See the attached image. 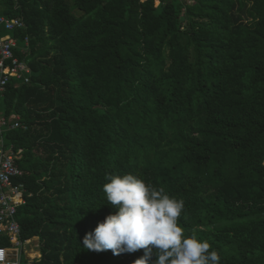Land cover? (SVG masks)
<instances>
[{
  "label": "trees",
  "instance_id": "obj_1",
  "mask_svg": "<svg viewBox=\"0 0 264 264\" xmlns=\"http://www.w3.org/2000/svg\"><path fill=\"white\" fill-rule=\"evenodd\" d=\"M0 14L25 21L12 34L32 69L0 100L28 126L6 135L23 149L21 238L40 244L23 264L144 255L83 246L118 211L108 173L182 199L185 234L220 264H264V0H0Z\"/></svg>",
  "mask_w": 264,
  "mask_h": 264
},
{
  "label": "clouds",
  "instance_id": "obj_2",
  "mask_svg": "<svg viewBox=\"0 0 264 264\" xmlns=\"http://www.w3.org/2000/svg\"><path fill=\"white\" fill-rule=\"evenodd\" d=\"M107 179L103 192L118 211L84 235L85 249L115 255L143 250L133 264H220L221 257L208 240L185 234L180 224L182 199L131 173H108Z\"/></svg>",
  "mask_w": 264,
  "mask_h": 264
},
{
  "label": "built area",
  "instance_id": "obj_3",
  "mask_svg": "<svg viewBox=\"0 0 264 264\" xmlns=\"http://www.w3.org/2000/svg\"><path fill=\"white\" fill-rule=\"evenodd\" d=\"M25 27L23 18L0 14V100L13 79L30 81L32 69L26 60L16 54L19 45L12 34V31ZM26 43L29 44L28 37ZM17 128L27 129L28 126L21 122L18 115L6 116L0 111V235L8 237L11 242L10 246H0V264H23L22 253H26L30 260L41 256L40 252V256L31 257L25 249L38 237L23 240L21 224L17 219L18 207L25 203L27 190L23 181L16 182L24 176L23 169L17 163L23 149H16L6 136L8 131ZM39 245L36 243V246Z\"/></svg>",
  "mask_w": 264,
  "mask_h": 264
},
{
  "label": "rangeland",
  "instance_id": "obj_4",
  "mask_svg": "<svg viewBox=\"0 0 264 264\" xmlns=\"http://www.w3.org/2000/svg\"><path fill=\"white\" fill-rule=\"evenodd\" d=\"M33 241V240H32ZM36 243H39V240H38V238H34V241L31 243L32 245L30 246V245H27V246H25V249L27 250V251H29V252H35V251H40L39 249V246H36ZM32 248V249H31ZM22 261L23 262H27V261H29L30 259L27 257V254L26 253H22Z\"/></svg>",
  "mask_w": 264,
  "mask_h": 264
},
{
  "label": "bare ground",
  "instance_id": "obj_5",
  "mask_svg": "<svg viewBox=\"0 0 264 264\" xmlns=\"http://www.w3.org/2000/svg\"><path fill=\"white\" fill-rule=\"evenodd\" d=\"M30 246H31V245H30ZM31 249H32V248H31ZM32 253H35V252H34V251H33V252H32V251H31V252H29V254H30V255H31Z\"/></svg>",
  "mask_w": 264,
  "mask_h": 264
},
{
  "label": "crops",
  "instance_id": "obj_6",
  "mask_svg": "<svg viewBox=\"0 0 264 264\" xmlns=\"http://www.w3.org/2000/svg\"><path fill=\"white\" fill-rule=\"evenodd\" d=\"M38 252H40V251H38Z\"/></svg>",
  "mask_w": 264,
  "mask_h": 264
}]
</instances>
